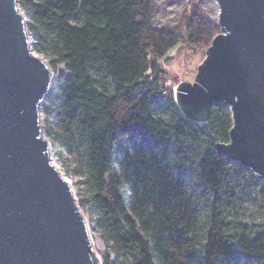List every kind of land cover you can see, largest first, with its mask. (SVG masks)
<instances>
[{"label": "trees", "instance_id": "trees-1", "mask_svg": "<svg viewBox=\"0 0 264 264\" xmlns=\"http://www.w3.org/2000/svg\"><path fill=\"white\" fill-rule=\"evenodd\" d=\"M18 4L34 50L56 75L45 115L83 148L80 208L115 263L264 264V184L215 148L229 141L227 108L214 104L197 124L160 86L168 55L183 44L206 52L217 24L193 7L181 27L157 28L151 0ZM187 174L201 190L203 219ZM247 198L256 223L239 216Z\"/></svg>", "mask_w": 264, "mask_h": 264}, {"label": "water", "instance_id": "water-1", "mask_svg": "<svg viewBox=\"0 0 264 264\" xmlns=\"http://www.w3.org/2000/svg\"><path fill=\"white\" fill-rule=\"evenodd\" d=\"M215 2L220 32L174 103L197 124L226 107L229 141L215 148L264 184V0ZM55 79L30 48L17 0H0V264H101L40 126Z\"/></svg>", "mask_w": 264, "mask_h": 264}, {"label": "rangeland", "instance_id": "rangeland-1", "mask_svg": "<svg viewBox=\"0 0 264 264\" xmlns=\"http://www.w3.org/2000/svg\"><path fill=\"white\" fill-rule=\"evenodd\" d=\"M151 2L154 7L151 20L153 26L157 28L181 27L184 17L192 11L193 7L200 10L209 21L217 22L218 7L215 0H151ZM18 9L23 14L25 23L27 24L28 19L24 15L23 9L19 4ZM182 34H184V32ZM27 35L33 54L48 65V59L43 54L34 50L36 43L28 31ZM205 54L206 52L196 51L194 48H190L184 44L179 46L178 49L173 50L168 55V58L161 63L164 74L162 77L163 82L160 86L164 95H172L174 101V93L177 85L180 82L192 83L194 81L197 68L204 60ZM56 72L65 74V67L63 65H57ZM44 106L45 100L40 107V126L43 137L50 146V159L56 165L57 171L68 181L73 190L76 203L80 208V204L85 202L87 196L86 188L83 184V174L85 171L83 148L79 142L75 140L71 142L66 136L63 138L61 127L56 121L45 115ZM63 142L68 143V147H64L62 144ZM184 180L188 186L189 193L194 196L199 206L203 219L206 214V208L201 190L196 180L191 175L187 174ZM80 209L88 222L91 235L94 237L96 256L100 260V263L103 264L104 258L109 256L110 262L116 264L113 256L109 253L108 247L97 237L96 233L91 230L89 215L86 212V208ZM240 209L239 216L243 222L256 223L259 221L260 214L251 204V198H247L240 202ZM119 263L123 264L124 260H120Z\"/></svg>", "mask_w": 264, "mask_h": 264}, {"label": "bare ground", "instance_id": "bare-ground-1", "mask_svg": "<svg viewBox=\"0 0 264 264\" xmlns=\"http://www.w3.org/2000/svg\"><path fill=\"white\" fill-rule=\"evenodd\" d=\"M51 164H52V166L57 170V168H56V165L54 164V162L53 161H51ZM61 175V174H60ZM65 179V178H64ZM66 180V179H65ZM67 181V180H66ZM68 182V181H67ZM90 238H91V243H92V248H93V250H94V252H95V254H96V251H95V240H94V237L90 234Z\"/></svg>", "mask_w": 264, "mask_h": 264}, {"label": "built area", "instance_id": "built-area-1", "mask_svg": "<svg viewBox=\"0 0 264 264\" xmlns=\"http://www.w3.org/2000/svg\"><path fill=\"white\" fill-rule=\"evenodd\" d=\"M160 85H161V83H160Z\"/></svg>", "mask_w": 264, "mask_h": 264}]
</instances>
